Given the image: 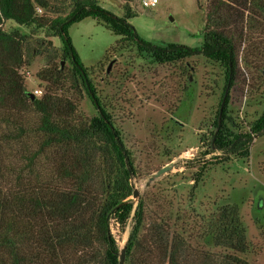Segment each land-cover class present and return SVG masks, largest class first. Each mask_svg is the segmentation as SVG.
Returning a JSON list of instances; mask_svg holds the SVG:
<instances>
[{"label": "rangeland", "instance_id": "374dc122", "mask_svg": "<svg viewBox=\"0 0 264 264\" xmlns=\"http://www.w3.org/2000/svg\"><path fill=\"white\" fill-rule=\"evenodd\" d=\"M97 1L117 15L129 6L136 12L130 23L154 44L197 47L203 41L207 0H159L153 7H144L142 0ZM72 8V0H48L47 7L36 6V13L48 21ZM2 28L27 35L23 64L17 68L23 89L34 98L51 96L59 104L55 132L44 126L29 101L0 105L2 189L80 190L103 202L108 193L130 188L134 203L145 205L146 222L163 219L193 248L214 253L231 252L215 246L212 234L217 210L234 204L249 245L235 254L251 264H264V134L254 139L248 158L216 160L221 153L209 145L225 79L218 62L200 54L157 62L90 16L69 27L129 153L132 171L125 178L111 147L88 128L96 109L62 56L59 38L46 27L12 20H5ZM263 70L248 69L239 61L237 82L227 91V116L241 126L264 111ZM200 165L205 169L193 190ZM161 168L166 169L157 175ZM111 231L123 248L129 226L120 231L111 224Z\"/></svg>", "mask_w": 264, "mask_h": 264}, {"label": "trees", "instance_id": "16d2710c", "mask_svg": "<svg viewBox=\"0 0 264 264\" xmlns=\"http://www.w3.org/2000/svg\"><path fill=\"white\" fill-rule=\"evenodd\" d=\"M72 1L68 14L45 21L37 15L36 6L47 7L48 0H0V105L29 101L42 115L44 126L55 132L53 118L58 114V102L51 96L32 99L17 73L23 64L27 35L18 30L8 33L2 25L12 20L19 25L46 27L59 38L62 56L70 62L76 80L96 109L89 130L111 147L122 176L129 178L132 162L120 131L102 105L69 34L73 23L90 16L157 62L196 54L218 62L225 79L209 148L221 153L216 159L219 163L231 156L249 157L254 139L264 134V111L246 127L237 124L226 113L227 91L237 82L239 61L248 69H264V0H207L203 41L197 47L174 42L158 45L142 38L129 21L136 15L129 6L117 15L97 0ZM198 167L193 190L205 169ZM131 193L130 188L115 190L102 202L80 190L47 192L32 188L12 193L0 186V264H118L121 248L111 224L120 231L129 226L124 264H251L235 254L244 253L249 246L236 205H223L216 212L213 243L231 252L214 253L193 248L163 219L146 222L145 205L142 201L135 204Z\"/></svg>", "mask_w": 264, "mask_h": 264}, {"label": "water", "instance_id": "95a60500", "mask_svg": "<svg viewBox=\"0 0 264 264\" xmlns=\"http://www.w3.org/2000/svg\"><path fill=\"white\" fill-rule=\"evenodd\" d=\"M65 62V60H62L61 62V65H63ZM263 74H264V70H263ZM32 99H34V96L32 95ZM166 168H161L158 172H157V175L163 171H165ZM133 195L136 196L137 195V192L134 191L133 192ZM124 261H125V248H121L120 250V254H119V261H118V264H124Z\"/></svg>", "mask_w": 264, "mask_h": 264}, {"label": "built area", "instance_id": "2783aa9c", "mask_svg": "<svg viewBox=\"0 0 264 264\" xmlns=\"http://www.w3.org/2000/svg\"><path fill=\"white\" fill-rule=\"evenodd\" d=\"M159 0H142L144 7H153L158 3Z\"/></svg>", "mask_w": 264, "mask_h": 264}]
</instances>
